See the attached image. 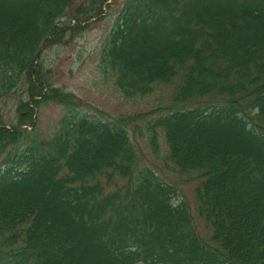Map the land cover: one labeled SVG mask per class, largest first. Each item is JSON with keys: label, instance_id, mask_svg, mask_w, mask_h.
<instances>
[{"label": "trees", "instance_id": "trees-1", "mask_svg": "<svg viewBox=\"0 0 264 264\" xmlns=\"http://www.w3.org/2000/svg\"><path fill=\"white\" fill-rule=\"evenodd\" d=\"M108 1L0 0V264H264V0L124 2L99 68L125 100L170 93L147 121L97 117L44 65ZM42 103L66 110L46 140Z\"/></svg>", "mask_w": 264, "mask_h": 264}, {"label": "rangeland", "instance_id": "rangeland-1", "mask_svg": "<svg viewBox=\"0 0 264 264\" xmlns=\"http://www.w3.org/2000/svg\"><path fill=\"white\" fill-rule=\"evenodd\" d=\"M125 1L109 0L102 8L103 12L100 18L92 20V24L88 26L87 30L78 35L69 45L44 52V65L50 69L52 83L56 88L70 93L86 107L101 111L100 116L97 114V117L101 118L102 116V118L112 121L121 116L141 114L144 121H147V119H153L151 117L155 116L147 114L152 109L155 107L163 108L168 105L170 93L166 90L160 94L154 93L151 96L136 98L132 101L125 100L112 87L111 79L106 77L99 68L102 44L105 43L108 35L118 23ZM4 104H2V108L0 107V115L9 117L11 125H15L12 103ZM65 111L64 107L56 104L46 105L42 103L36 108L34 110L37 121L36 137L39 140L50 138ZM138 122L141 125L142 121ZM135 142L141 149V164L143 166L152 165L158 172L161 170L166 182L171 183L176 188L178 194L176 200L184 198L193 207L194 196L192 191L195 183H185V177H179L166 170L163 164L152 157L144 139L136 138Z\"/></svg>", "mask_w": 264, "mask_h": 264}]
</instances>
